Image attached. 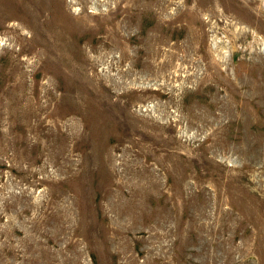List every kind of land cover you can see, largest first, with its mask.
<instances>
[{
	"label": "rangeland",
	"instance_id": "rangeland-1",
	"mask_svg": "<svg viewBox=\"0 0 264 264\" xmlns=\"http://www.w3.org/2000/svg\"><path fill=\"white\" fill-rule=\"evenodd\" d=\"M0 82V264H264V0H0Z\"/></svg>",
	"mask_w": 264,
	"mask_h": 264
},
{
	"label": "bare ground",
	"instance_id": "bare-ground-1",
	"mask_svg": "<svg viewBox=\"0 0 264 264\" xmlns=\"http://www.w3.org/2000/svg\"><path fill=\"white\" fill-rule=\"evenodd\" d=\"M191 34H192V32H191ZM164 35V34H163ZM193 35V34H192ZM72 36V35H71ZM170 36V35H169ZM175 36V35H174ZM196 36V35H195ZM91 37V36H90ZM158 37L161 39V40H163L162 42L164 43V42H166L165 41V39L163 38V37H161L160 35L158 36L157 34H156V37H155V35H149V37H148V42H149V40L150 39H152V43H154L155 42V39H156V41L158 40ZM165 37V36H164ZM190 37V36H189ZM153 38H154V40H153ZM192 38H194V37H192ZM191 39V38H190ZM196 39V38H195ZM99 40V39H98ZM135 40V39H134ZM160 40V41H161ZM197 40V39H196ZM195 40V41H196ZM66 41V40H65ZM105 41V40H104ZM95 42H97V41H95ZM108 42V41H107ZM159 42V41H158ZM60 43V42H59ZM194 43V42H193ZM103 44V43H102ZM148 44V43H147ZM66 45V44H65ZM177 45V44H176ZM139 46V45H138ZM141 46V45H140ZM180 46V45H179ZM147 48H148V46H147ZM146 49V48H145ZM149 49V48H148ZM151 50H152V48H151ZM153 51V50H152ZM146 52V51H145ZM148 52H149V50H148ZM147 52V53H148ZM154 53V52H153ZM150 54V53H149ZM172 54V53H171ZM64 56V55H63ZM149 56V55H148ZM153 56V55H152ZM141 59V58H140ZM152 59V58H151ZM55 60H57V59H55ZM132 60V59H131ZM148 62V61H147ZM165 63V62H164ZM162 64V63H161ZM138 66V65H137ZM142 68V67H141ZM43 74V73H42ZM132 74V73H131ZM142 75V74H141ZM22 77V76H21ZM19 78V77H18ZM3 81V80H2ZM19 82V81H18ZM61 82V81H60ZM1 83V82H0ZM17 84V83H16ZM31 87V86H30ZM30 91V90H29ZM37 91H38V89H37ZM25 92V91H24ZM26 92H28V91H26ZM29 93V92H28ZM33 93H34V91H33ZM37 93V92H36ZM35 93V94H36ZM53 94V93H52ZM21 95V94H20ZM24 95H22V97H23ZM28 97H30V96H28ZM34 97V96H33ZM27 98V97H26ZM41 98V97H40ZM18 99H19V96H18ZM28 99V98H27ZM32 102V101H31ZM41 104V103H40ZM8 108H11V107H14V106H17V102H15V100H12V101H10V102H8ZM25 105V104H24ZM29 107V106H28ZM38 107V106H37ZM42 107V106H41ZM46 107V106H45ZM35 110V109H34ZM45 110V109H44ZM46 111V110H45ZM23 112V111H22ZM39 113V112H38ZM33 115H35V114H33ZM37 117V116H36ZM35 119V118H34ZM40 119V118H39ZM42 120V119H41ZM35 121V120H34ZM52 121V120H51ZM38 123V122H37ZM37 125V124H36ZM22 134V133H21ZM41 144V143H40ZM125 161V160H124ZM132 163H134V162H132ZM149 163V162H148ZM148 163H147V165H148ZM129 165V164H128ZM132 165V164H131ZM124 170V169H123ZM221 195V194H220ZM153 203V202H152ZM152 206V205H151ZM157 218V217H156ZM17 254H19V253H17ZM76 256V255H75Z\"/></svg>",
	"mask_w": 264,
	"mask_h": 264
}]
</instances>
